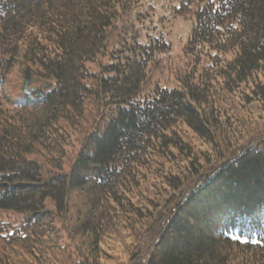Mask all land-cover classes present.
<instances>
[{
  "label": "trees",
  "instance_id": "trees-1",
  "mask_svg": "<svg viewBox=\"0 0 264 264\" xmlns=\"http://www.w3.org/2000/svg\"><path fill=\"white\" fill-rule=\"evenodd\" d=\"M150 1L0 0V264H264V0H173L177 69Z\"/></svg>",
  "mask_w": 264,
  "mask_h": 264
},
{
  "label": "rangeland",
  "instance_id": "rangeland-1",
  "mask_svg": "<svg viewBox=\"0 0 264 264\" xmlns=\"http://www.w3.org/2000/svg\"><path fill=\"white\" fill-rule=\"evenodd\" d=\"M172 6H177V3L173 2V0H151L150 8L152 11L148 12L153 15V20L158 22V28L162 31L166 40L169 42V57L173 63L172 67L177 69L178 65H176L174 62H180L184 60L182 53L193 26V21L192 17L190 16L185 17L184 15H177L174 9L173 11L170 9ZM9 79V82L5 86V93H11V96L15 100L21 99V95L18 91V85L20 81L14 74H12ZM157 79L160 80L161 86L175 85L173 76L170 74V72L163 71ZM171 80H173V82H171ZM79 240V244H82L84 247H86L82 242V239L79 238ZM86 245L88 244L86 243ZM119 251H121L119 246L114 248L113 252L106 256L108 262L105 264H123L121 263V261L125 260L123 256L116 254Z\"/></svg>",
  "mask_w": 264,
  "mask_h": 264
}]
</instances>
